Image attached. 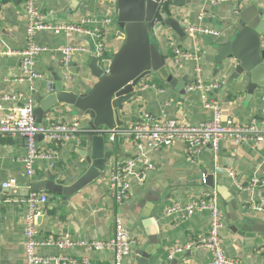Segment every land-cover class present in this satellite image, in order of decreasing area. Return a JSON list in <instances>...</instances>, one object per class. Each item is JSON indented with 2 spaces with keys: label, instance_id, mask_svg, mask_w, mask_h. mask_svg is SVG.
I'll use <instances>...</instances> for the list:
<instances>
[{
  "label": "crops",
  "instance_id": "crops-1",
  "mask_svg": "<svg viewBox=\"0 0 264 264\" xmlns=\"http://www.w3.org/2000/svg\"><path fill=\"white\" fill-rule=\"evenodd\" d=\"M37 7L43 12L53 11L48 23L79 24L84 19H91L98 25L102 20L115 14L107 11L105 5L97 2L73 5V0H38ZM251 6L262 11L264 19V0H228L217 6L205 0H192L191 4L179 9L172 17L185 28L204 25L218 30L219 38L211 39L218 45L228 43L235 33V20L240 13ZM105 45L107 56H112L123 44L117 38L116 27H105ZM156 43L166 59V63L175 78L187 83L179 91L156 74L145 79L142 88L144 96L136 97L125 106V116L131 123L144 121L145 114L152 120L163 118L174 119L185 125H197L213 118V112L206 109L199 92L190 93L187 86L196 82L195 67L200 64V79L204 84L218 82L221 88L227 76L217 72L216 65L208 61L212 49L205 43L204 37L181 39L174 31L161 27L156 28ZM175 40V46L184 52L196 53L200 48V60L183 61L178 67L174 61V48L169 37ZM37 43L47 51L41 53L35 62V71L44 78L35 82L34 89L26 82L18 80L20 75V57L18 52L27 45V17L25 0H4L0 7V121L17 104H26L35 95L47 93L48 84L53 83L54 74L59 75L64 83L78 85L80 77H86L85 63L91 55H75L70 66L69 78L63 76L60 49L66 45L91 46L92 43L83 36L69 38L64 34L57 35L51 31L39 32ZM14 54H4V53ZM220 88V89H221ZM20 96L18 103L5 101L7 96ZM211 98L218 101L226 118L241 124H248L256 119L257 106L247 101L245 86L232 85L227 91L214 92ZM49 125L52 123H78L85 128L86 120L73 116L68 110H53L46 116ZM102 128H107L101 126ZM50 144L37 140L38 150L43 158H38L33 167V175H26L24 159L27 153V142L21 136L0 137V264H25L24 223L27 206L26 197L6 195L3 183L16 179L23 188L52 179L58 185H71L88 169L86 159L79 155L85 147L84 139ZM109 145H116L120 150L117 159L126 161L140 157L142 163L138 168L151 166L145 171L146 180L141 185L132 176L130 199L116 203L108 193L107 173L100 180L87 186L79 193L64 201L62 197L48 201L43 215L37 223V238L40 242L56 241L68 235L73 241L91 243L107 241L113 238L115 222L120 219L130 236L136 241L132 254L121 264H137L136 255L139 249L149 242L148 235H160L163 250L161 255L167 257L175 249H183L190 243L198 241L208 234L210 228L209 212L195 213L192 216L182 214L168 215L174 205L187 206L192 201L208 194L205 177L214 176L215 185L222 193L232 198L236 212V225L242 227V219L264 224V209L255 207L264 201V187L247 189L254 177H264V142L252 147L238 145L231 140H223L217 153L211 146L201 149L197 155H190L182 141H176L170 148L152 150L145 148L141 153L132 139H121ZM114 159H112L113 162ZM144 162V164H143ZM109 169V168H108ZM41 195L49 194L46 192ZM224 213V227L221 239L226 255L242 264H264V234L253 235L246 230L234 232L226 216L227 203L217 192L214 194ZM232 223V221H231ZM189 254L180 264H211L212 255L204 248L186 250ZM41 257L69 256L75 259L88 258L94 264H112L114 256L110 251H90L84 246L60 249L56 246H40ZM153 261H151L152 264Z\"/></svg>",
  "mask_w": 264,
  "mask_h": 264
},
{
  "label": "built area",
  "instance_id": "built-area-1",
  "mask_svg": "<svg viewBox=\"0 0 264 264\" xmlns=\"http://www.w3.org/2000/svg\"><path fill=\"white\" fill-rule=\"evenodd\" d=\"M38 0H25V12L27 17V45L26 48L17 53L20 57V75L18 80L26 82L33 90L35 82L42 80L44 76L35 71V62L38 56L47 51L45 47L37 43L36 36L42 31H51L57 35L64 34L69 38L83 36L91 41V46L66 45L60 49L62 53L61 67L63 76L68 79L70 66L75 55L89 54L94 52L98 58L99 64L106 68L110 63L107 57L105 45V27L113 24L110 17L102 20L98 25L91 19H84L79 24H60L51 25L48 23L49 17L54 12H43L37 7ZM211 5L217 6L228 0H205ZM191 38L207 37L210 39L219 38L221 33L208 26L196 25L190 26L187 30ZM169 42L174 48L175 63L182 67L183 61L200 60V48L192 54L184 52L175 46L173 37H169ZM14 54V53H4ZM200 64H196L195 74L196 82L187 86L190 93L199 92L202 95L203 104L206 109L213 112V118L210 121H204L197 125H185L174 119L163 118L162 120H152L149 115L145 114L144 121L128 124L124 127L114 129L99 127L95 130L88 131L78 123H52L47 127L38 126L35 121L33 99L26 104H17L10 109L0 121V137L21 136L27 142V153L24 159L26 175H33L34 163L38 158L44 156L38 150L37 137L44 136L43 141L48 143H63L67 141L79 140L80 136L88 134H105L111 144L117 143L121 139H132L141 153L145 148L152 150H162L170 148L176 141H182L190 155H197L202 148L211 146L215 153L218 152L220 143L223 140H231L238 145H249L255 147L264 142V121L259 122L257 119L251 120L248 124H241L231 118H226L218 101L211 98V94L221 88L218 82L204 84L200 79ZM148 86L142 88L146 89ZM5 101L18 103L20 96H7ZM0 110L2 108L0 107ZM142 163L140 157L122 161L114 159L107 170V186L110 197L116 203H123L130 199L131 183L129 178L134 176L139 184L146 180L145 171L152 169L151 166L138 168ZM144 164V162H143ZM18 186L16 179H10L3 183L4 189L15 188ZM264 187V177H254L247 189ZM25 203L27 206L25 223H24V248L25 264H94L88 258L81 260L69 256L41 257L38 254L40 246H56L60 249L73 248L75 246H84L90 251H110L114 259L112 264H121L133 252V246L136 241L130 236L125 225L120 219L115 222L113 238L107 241H95L91 243H77L68 235L63 239L56 241L47 240L40 242L37 238V223L43 215L48 197L40 193H30ZM256 210L264 209V201ZM209 212L210 228L208 234L201 237L198 241L190 243L183 249H175L174 252L191 250L192 248H204L212 255L211 264H242L238 260L229 258L223 248L221 231L224 227V213L219 206L218 198L215 195L205 194L199 199L192 201L187 206L174 205L168 210V215L182 214L192 216L195 213Z\"/></svg>",
  "mask_w": 264,
  "mask_h": 264
},
{
  "label": "water",
  "instance_id": "water-1",
  "mask_svg": "<svg viewBox=\"0 0 264 264\" xmlns=\"http://www.w3.org/2000/svg\"><path fill=\"white\" fill-rule=\"evenodd\" d=\"M97 2L105 5L107 11L115 14L113 25L117 38L123 40L120 49L112 56L106 68L99 64L95 53L85 63L86 76L80 77L78 85L64 83L54 74L53 83L48 84L47 93L35 95V121L38 126L49 125L46 116L53 110H68L73 116L86 120L85 129L95 130L101 126L110 129L124 127L131 123L125 116L127 106L136 97L144 96L140 89L145 79L157 75L176 90L185 87L187 80L179 82L166 63L161 49L156 43L157 27L171 29L181 39H189L185 28L181 27L173 14L191 4L192 0H73V5ZM4 0H0V7ZM262 11L256 6L244 9L235 20V33L225 45H218L204 37L205 43L212 49L208 59L216 65L217 72L229 73L223 87L218 91H227L234 84L245 86L247 101L257 106L256 119L264 121V19ZM216 91V92H218ZM37 140H44L40 135ZM83 143L85 147L79 155L89 165L87 171L71 185H58L52 179L40 181L23 188L6 189V195L27 197L30 193L49 194L48 201L62 197L67 201L87 186L100 180L106 174L112 159L120 157L116 145H109L106 135L88 134ZM206 191L210 195L216 192L227 203L225 211L234 232L246 230L253 235L264 234V224L242 219V227L233 225L236 212L232 198L226 197L215 185L214 176L205 177ZM232 221V223H231ZM149 242L143 245L137 255V264H180L189 254L187 251L161 255L160 235H148Z\"/></svg>",
  "mask_w": 264,
  "mask_h": 264
},
{
  "label": "trees",
  "instance_id": "trees-1",
  "mask_svg": "<svg viewBox=\"0 0 264 264\" xmlns=\"http://www.w3.org/2000/svg\"><path fill=\"white\" fill-rule=\"evenodd\" d=\"M108 57V56H107ZM53 144H57V143H53Z\"/></svg>",
  "mask_w": 264,
  "mask_h": 264
}]
</instances>
